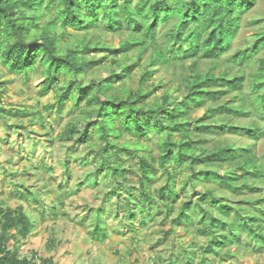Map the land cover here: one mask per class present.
<instances>
[{"label": "trees", "instance_id": "obj_1", "mask_svg": "<svg viewBox=\"0 0 264 264\" xmlns=\"http://www.w3.org/2000/svg\"><path fill=\"white\" fill-rule=\"evenodd\" d=\"M256 1L0 0L3 66L28 76L37 63L43 64L45 90L58 85L64 73L68 88L57 95V108L61 110L69 99L66 94L71 93L74 106L85 102L83 111L87 113L78 121H69L61 133L63 143L71 142L60 160L64 182L53 190L19 185L10 195L20 203L13 206L0 201V264H58L53 256L26 251L23 246L35 230L37 215L42 220L69 216L66 198L72 189L67 183L75 162H92L77 181L78 187L92 182L95 187L104 182L110 186L101 204H86L80 219L79 215L71 217L86 225L90 240L101 243L110 237L108 219L113 215L120 223H113L112 232L132 241L140 240L134 234L140 228L157 224L159 229L153 233L160 236L153 247L165 245L168 264H216L215 258L237 264L233 261L237 250L232 245L254 243L256 250L264 249V195L254 197L264 193V164L256 148L229 142L207 146L211 134L242 132L251 139L264 135V125L242 126L230 121L242 116L264 120V57L259 59L253 80L254 89L262 92L255 101L250 100L249 110L239 105L251 98L243 93L244 76L221 69L224 60L242 66L264 48L263 29L251 45L224 58L243 26V15ZM69 28L83 34L77 37ZM96 31L100 33L95 35ZM104 31L123 34L118 47L102 41ZM99 52H105L102 59L112 63L111 75L84 84L88 72L99 64L93 57ZM145 54L149 58L140 71L138 87H128L125 82ZM202 61H212L211 68L201 71ZM175 63L182 67L179 84L148 101L158 90L153 84V88L144 87L151 73ZM2 92L0 89V119L23 117L27 109L13 111L4 106ZM46 106L55 108L54 103ZM205 106L201 116L191 115L192 107ZM21 126L16 123L14 127ZM52 131L46 132L48 137ZM152 133L158 134L157 153L141 141ZM126 135L130 139L125 140ZM6 140H0V148ZM27 158L31 160L30 155ZM15 159L13 154L8 162ZM31 166L33 163H27L23 174L34 175L29 173ZM35 168L53 169L46 163ZM229 195L241 198L234 200ZM179 229L193 234V241L177 237ZM199 237L206 242L200 243ZM54 245L55 239L50 238L48 248L54 249ZM162 256L151 255V262L156 264Z\"/></svg>", "mask_w": 264, "mask_h": 264}, {"label": "rangeland", "instance_id": "obj_2", "mask_svg": "<svg viewBox=\"0 0 264 264\" xmlns=\"http://www.w3.org/2000/svg\"><path fill=\"white\" fill-rule=\"evenodd\" d=\"M264 29V0H257L255 5L243 15V26L234 40L233 48L224 56L234 54L239 49H245L256 41V34ZM70 33H74L77 37H80L82 32H75L69 28ZM100 31H96L94 34L98 35ZM92 39L94 35H91ZM102 41L107 42L109 45L116 47L119 46L120 40L123 34H115L110 32H103L101 34ZM105 52H99L94 54V58L99 60V64L85 77L84 84H89L95 77L98 79H104L110 76L111 67H113L110 60L107 58L102 59ZM264 57V48L255 56L252 60L246 62L240 66L235 63L229 65L226 60L222 61V70H229L232 75L238 74L244 76L243 93L247 95V102H239V105H244L248 110L250 109V100L255 101V96L262 91L260 89H254V73L258 71L259 59ZM149 58V54H145L142 63L133 72L132 78L128 79L125 83L128 87L136 89L139 85L140 71ZM123 61V58H120ZM212 61H202L200 64V70L205 71L211 68ZM187 65V64H186ZM45 67L41 63H37L33 69L29 71V75L15 74L3 66L0 58V89L3 91L4 97L3 105L13 109H27L26 114L23 117L14 118L12 115H8V120L0 119V138H7V143L3 144L0 148V201H5L10 205H17L20 200L11 197L10 191H14L20 188L19 185L25 184L36 188L44 187L51 190L58 187L59 183H63L65 177L63 176L65 168L61 164L60 160L65 158L66 145L71 142L63 143L61 133L65 130V127L69 121H78L87 115L83 109L85 102L81 103L79 107L74 106V98L72 94H66L69 99L64 102L63 106L57 108V95L66 93L68 88L66 80L67 77L64 73L59 76V84L48 90H45L42 85L44 81ZM155 69V68H154ZM179 63L169 65L167 68L157 67L151 76L146 81L144 87L153 88L158 86L157 92L148 100L153 101L155 98L161 97L171 85L177 86L179 84L180 75L182 71ZM218 72V69H214ZM66 83V84H65ZM153 84L154 86L152 87ZM239 92H235L238 94ZM176 96L179 94L175 92ZM181 99V95H178ZM54 103L55 108L47 109L46 105ZM212 103H209L211 105ZM205 107L191 108V115L194 117L201 116ZM235 125H251L252 123H259L264 125V120L257 119L256 116H242L233 117L231 120ZM16 123H21L23 126L15 128ZM53 131L48 137L46 132ZM25 131L26 135H20V132ZM28 132V133H27ZM46 134V135H45ZM93 141H96L94 136ZM0 139V140H1ZM52 139V141L48 140ZM125 140L130 139L128 135L124 137ZM157 140L158 134L152 133L149 138H142V142H145L154 149L157 153ZM233 143L236 147L239 146H254L256 148L257 156L264 164V135L258 139H251L245 133H235L224 135L211 134L208 137L207 146L213 147L216 143ZM13 145V146H12ZM47 145V146H46ZM79 149L84 150V146H79ZM74 153V152H73ZM15 155V164L9 163L8 159L11 155ZM81 156H85V153H80ZM27 155L31 156V160H28ZM13 161V160H12ZM27 163H33L29 173L34 175L23 174V170ZM46 163L53 169L50 172H46L43 169H33L37 164ZM92 165H81L75 162L74 169L71 175V180L67 183V186L72 189V192L66 198V209L69 211V216L65 218L40 219L37 215V225L34 232L27 238L24 250L38 251L42 255L53 256L58 264H154L151 262V255H163L160 261L156 264H168L169 253L168 249L164 250L165 245H153L158 241L159 234H154L153 231L159 229L158 225L145 226L140 228L139 233H134L140 240L132 241L127 235H120L117 232H112L114 224H118L119 217L113 215L108 219V229H110L111 235L104 242H96L90 240V234L87 232L86 225H80L77 220H72L71 217L81 218V215L85 213L86 204L96 206L102 203L104 192L110 187L107 183H103L100 186H92L86 184L78 187L77 181L82 179L84 171L88 170ZM7 167V168H6ZM10 167V169L8 168ZM12 173H9L11 172ZM19 171V172H18ZM16 173H20L19 176H14ZM28 173V172H27ZM162 178V173L158 174ZM38 177H43L44 180H40ZM182 178H179V180ZM257 182H262L258 180ZM162 183V182H161ZM19 186V187H18ZM102 188V190H100ZM264 192V190H263ZM185 193H183L184 195ZM264 193H256L254 197L263 196ZM185 198V196H183ZM230 199H239L240 196L229 195ZM115 207V206H113ZM114 223V224H113ZM116 226V225H115ZM55 229V230H54ZM177 237H180L182 241L191 242L194 239L193 234H185L182 229L176 233ZM50 238L55 239L54 249L48 248V240ZM197 240L200 243H205L206 240L199 237ZM233 250H237V256L233 259L237 264H264V249L258 251L255 249L254 243L249 246H231ZM162 250V251H161ZM177 250V249H176ZM214 260V259H213ZM216 264H229L230 261L226 259L222 263L215 258ZM195 264H199L197 261Z\"/></svg>", "mask_w": 264, "mask_h": 264}, {"label": "crops", "instance_id": "obj_3", "mask_svg": "<svg viewBox=\"0 0 264 264\" xmlns=\"http://www.w3.org/2000/svg\"><path fill=\"white\" fill-rule=\"evenodd\" d=\"M34 232V231H33Z\"/></svg>", "mask_w": 264, "mask_h": 264}]
</instances>
